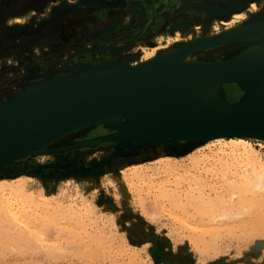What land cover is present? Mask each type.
I'll list each match as a JSON object with an SVG mask.
<instances>
[{
    "label": "rangeland",
    "instance_id": "1",
    "mask_svg": "<svg viewBox=\"0 0 264 264\" xmlns=\"http://www.w3.org/2000/svg\"><path fill=\"white\" fill-rule=\"evenodd\" d=\"M128 1L0 0L1 6L6 5L5 9L0 6V76L4 73L0 81L45 67L28 76L36 80L23 81L4 93L0 101L51 76L110 63H79L75 55L96 58L105 51L110 55L144 56L152 47V39L169 35L166 28L175 18L211 26L215 18L227 19L220 13L223 9L241 2L184 0L223 6L211 10L202 20H186L180 15L167 18L157 34L131 45L127 35L112 39L116 25L111 22L117 20L128 29L131 8L137 4L133 2L141 0ZM145 1L160 2V6L168 1L175 7L181 4L178 0ZM257 6L258 10L264 8L260 3ZM118 8H124V13ZM101 12L105 18L97 21L94 16ZM90 51L92 56L87 54ZM225 86L231 91L228 98L235 99L238 90ZM250 140L252 150L264 158V143ZM216 150L213 144L192 141L132 147L102 143L10 164L0 175V182L8 186L5 199L17 207L15 193L9 194V189L25 184L27 193L35 199L34 203H23L37 220V228L30 230L32 248H8L0 252V264H264V223L257 224L236 208V216H222L235 197L222 192L220 180L203 171L217 164L205 160ZM216 169L221 171L219 164ZM245 169L247 174L249 167ZM136 170L142 172L138 179L132 177ZM197 206L201 208L199 213ZM41 223L50 235L35 239L33 233Z\"/></svg>",
    "mask_w": 264,
    "mask_h": 264
},
{
    "label": "bare ground",
    "instance_id": "2",
    "mask_svg": "<svg viewBox=\"0 0 264 264\" xmlns=\"http://www.w3.org/2000/svg\"><path fill=\"white\" fill-rule=\"evenodd\" d=\"M258 3L264 6V0H241L238 4L228 6L227 9H221L220 13L227 16V19L215 18L211 26L206 25V27L201 26L202 24L181 21V17L175 18L166 28L169 35L162 36L158 40L152 39L150 43L152 47L144 56H123L117 63L105 62L106 64H102L101 67L83 65L84 67L76 73L51 76V78L15 92L5 101H0V105L38 88L41 84L56 82V80L110 74L132 78L130 70L141 68L142 70L134 74L137 82H147L160 87L173 95L177 102L184 103L193 113L200 116H222L231 110V105L222 90L224 85L221 73L184 67L228 63L235 70H247L263 62L264 8L258 10ZM245 4L248 5L244 6ZM214 16L218 15L214 14ZM211 36H219L220 42L212 45L207 41H202L201 44L187 49L190 44L204 39L208 40ZM214 51H218L216 55H213ZM220 56L224 57L217 59ZM229 90L227 89L228 94ZM121 118L122 114L116 112H99L83 117L41 141L27 152L13 158L0 170V175L2 176V172L10 164L22 162L27 158L99 146L102 140L98 136L77 141L75 139L96 131L103 124L118 122ZM249 139L264 143V124L252 134L216 135L183 140L200 142L205 145L213 144L216 147V152L211 156H205V160H213L217 164H212L211 168L203 169V171L213 174L220 180L222 192L235 197V201L230 203L228 209L224 210L225 213L221 215L236 216L234 212L236 208L240 210V213L253 217L259 224L264 223V158L258 157L252 150L248 143ZM218 164L221 171L213 170ZM234 166L236 169L233 171ZM245 166L249 167L247 174ZM231 170L233 171L232 177L229 176ZM141 173L140 170L133 171L132 177L138 179ZM7 189L8 186L0 182V252L8 248H32L30 234H32V228H37V220L30 213V208L25 207L23 202L34 203L35 197L27 193L25 184L20 183L9 189L11 191L9 194L14 191L15 195L19 196L14 195L18 203L15 207L13 203H8V199H5ZM163 195L167 194L163 193ZM195 209L201 208L197 206ZM197 212L199 213L200 210ZM45 234L49 233L46 232L43 223L40 224L37 232L33 233L35 239H38V236L47 237Z\"/></svg>",
    "mask_w": 264,
    "mask_h": 264
},
{
    "label": "water",
    "instance_id": "3",
    "mask_svg": "<svg viewBox=\"0 0 264 264\" xmlns=\"http://www.w3.org/2000/svg\"><path fill=\"white\" fill-rule=\"evenodd\" d=\"M220 40L219 36H211L190 44L187 49L202 41L213 45ZM184 68L220 72L225 95L228 94L225 84L239 92L235 99L228 98L231 110L212 117L193 113L160 87L137 82L134 74L141 68L129 71L132 78L110 74L56 80L0 105V170L69 124L99 112L122 114L118 122L103 124L89 135L115 147L252 134L263 126L264 60L247 70H235L228 63Z\"/></svg>",
    "mask_w": 264,
    "mask_h": 264
},
{
    "label": "flooded vegetation",
    "instance_id": "4",
    "mask_svg": "<svg viewBox=\"0 0 264 264\" xmlns=\"http://www.w3.org/2000/svg\"><path fill=\"white\" fill-rule=\"evenodd\" d=\"M117 2L118 4H121V3L123 4V2H129V1L128 0H123V1L116 0V3ZM130 2L132 3L133 1H130ZM178 2H180L181 4H177V5L175 4L177 7L173 5L171 6L169 1L166 4L161 3L163 4L162 6H160V2H157V1H150L149 3H147V1L145 0L133 2L137 4L133 5L134 7L131 8L132 10V16H131V21H130L131 24L129 23V27L127 26L128 29L125 28L126 26L121 27V25L119 24V22H117V20H114L113 22H111L112 25L114 26L116 25L114 28V31L112 32V39L115 40V38H118V36L127 35L129 38L128 42H130V44L133 45L139 41L142 42V40H144L148 36L150 37L153 34H157L158 31L162 29V26L166 22L167 18L180 15V16H183L184 19L186 20L192 19V18H199V20H202L208 17L211 10L218 9V8H221V6H223L221 5V6L215 7L211 5L208 1H206L208 3L201 2V1L192 3L188 1L184 2V0H178ZM5 6H6L5 4L4 6L2 5L1 9L2 7L5 9ZM183 7L187 8L188 10L182 9ZM118 10H122V14H123L125 9L118 8ZM173 10H175L176 12L171 14L170 12H172ZM94 18H96L97 21L101 19L104 20L105 18L104 12L95 14ZM136 18H138V20H135ZM97 51H98V48L96 49V52ZM91 52L92 51H90L87 54H90ZM90 55L92 56V53ZM123 55H126V54H122L121 56L110 55L108 53L105 54V51H104L103 54L100 53L99 57H96V58H90L88 56H84V58H81V55H75V56H79V58L75 57L74 60L77 62L80 61L79 63H92V64L98 61H101V60H105L110 63H117V61L121 60V57H123ZM38 68L34 67L30 69L26 75L24 76L20 75L19 78L17 79L11 78L7 82H3V80H1L0 81V97L4 93L9 91L10 89L16 88L17 86L21 85V83H23V81H26L27 79H30V81L36 80L37 78L35 77L30 78L28 76H35L38 72H42L45 70V67L43 66H38ZM2 75H4V73H2ZM222 90H223V87H222ZM225 96H228V95H225ZM90 134L91 133H89V135ZM89 135H86L85 138L97 137V136L90 137Z\"/></svg>",
    "mask_w": 264,
    "mask_h": 264
}]
</instances>
